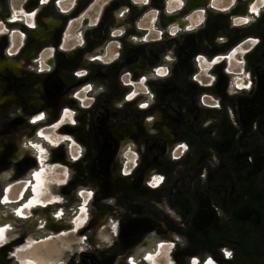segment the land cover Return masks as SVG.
Returning <instances> with one entry per match:
<instances>
[{
    "label": "rangeland",
    "instance_id": "374dc122",
    "mask_svg": "<svg viewBox=\"0 0 264 264\" xmlns=\"http://www.w3.org/2000/svg\"><path fill=\"white\" fill-rule=\"evenodd\" d=\"M221 1L224 7L231 3ZM242 1L236 0L229 9L210 7L208 2L195 30L193 26L172 35L160 16L183 13L186 18L188 12L184 14L182 9L186 0L172 12L167 10V0H127L128 4L117 0H75L74 4L73 0H59L57 4L48 0L43 5L39 0H0V63L12 61L20 72L16 77L2 71L0 64V81L6 83L8 93H16L15 102L0 105V224L8 229L3 238L7 242L0 246V264H22L18 254L33 257V242L43 239L46 245L34 253L54 264H119L120 259L130 257L141 258L139 264H158L144 261L140 255L153 234L174 245L170 244L164 264H192L193 258L197 264H206L210 257L213 264H264V140L258 132L259 123L264 122V1L251 0L255 11L249 12L245 25L236 26L233 19ZM62 5L67 7L65 11L60 10ZM133 8L142 9L141 15L131 16ZM13 11L22 18L13 20ZM219 15L228 16L231 23L218 28L219 39L210 40L207 26ZM50 16L60 27L45 33V19ZM105 16L114 20L113 25H105L110 38L94 45L88 34L103 24ZM67 30L73 37L64 42ZM192 35L203 44L198 43L195 54L193 50L188 54L185 42L194 40ZM134 36L140 42L135 43ZM80 49L85 61L74 65L67 56ZM177 50L190 57L177 58L168 77L145 80L144 73L136 71L145 60L156 69L162 65V53L171 56ZM231 54L235 60L229 59ZM200 55L212 66L209 74L200 72L196 59ZM93 57L98 59L90 61ZM47 59L53 62L51 71L43 72L42 62ZM74 71L86 74L77 77ZM241 71L251 82L252 98L263 104L255 120L252 108L246 119L244 97L236 96L250 93L237 86ZM99 72L103 75L96 76ZM53 75L59 86L54 103L34 108L30 98L39 95L46 99L41 84L46 85ZM211 77H215L213 86L209 85ZM225 78L228 87L223 91ZM100 87L104 90L97 92ZM235 88L242 90L237 94ZM162 89L167 90L165 96ZM134 91L138 93L134 98L125 99ZM144 91L147 93H140ZM149 92L153 95L148 107H139ZM65 108L75 124L65 115ZM41 113V120L34 124L33 118ZM150 115L157 120L162 117L175 139L168 140L156 125L144 131L143 121ZM123 124L137 125L138 133L130 139L117 135ZM104 133L110 137L114 158L108 162L107 172L99 174ZM51 137L56 142L48 139ZM122 139L135 142L130 159L121 154ZM31 142L38 147L28 148ZM153 142L160 146L153 147ZM227 149L229 156H244V163H233L235 174L229 178L228 189L220 183L212 187L205 170L212 158L219 159V152L225 154ZM175 170L179 172L173 177ZM185 171L188 175L181 174ZM152 173L164 178L157 187L149 183ZM35 175L44 178L36 193ZM157 205L169 207L171 212L165 213ZM18 208L23 217H17ZM226 208L229 214L223 211ZM80 209L87 223L77 220L76 227L72 220L81 217ZM221 213L231 214L230 220L221 221ZM150 219L145 227L137 228L139 221ZM101 230L111 243L100 238ZM225 249L232 253L231 258L224 256ZM12 252L16 254L10 256Z\"/></svg>",
    "mask_w": 264,
    "mask_h": 264
},
{
    "label": "flooded vegetation",
    "instance_id": "af4514ba",
    "mask_svg": "<svg viewBox=\"0 0 264 264\" xmlns=\"http://www.w3.org/2000/svg\"><path fill=\"white\" fill-rule=\"evenodd\" d=\"M117 1L120 4H128L127 0H117ZM138 1L141 2L142 0H138ZM215 1L216 0H206L203 3V7H198V8H195V9H191L190 12H188V14L186 15V18H183V16H182L183 13L181 15H173V14L172 15H170V14L161 15L160 16V22L162 23V25L170 27V33H172L173 30H176V31H183V30L189 31V29H191V27H193V26L194 27L192 28V30H195L197 28L198 20L202 19L201 12L205 9V4L206 3L210 2V4H211L210 7H213V8H218V7L222 8V7H224L221 0H217L216 2ZM262 1H264V0H262ZM185 3H183L184 8L186 6ZM230 4L231 3L229 2L228 6ZM251 4H252L251 0H244L237 7V9L235 11L236 15L234 16V19H233V23L236 26H243L249 21V19H250L249 12H251V10L254 9L253 7H251ZM180 5H181V0H167V10H168V12H172V10H177L180 7ZM228 6L226 5L224 8L229 9ZM62 7H63V9L64 8L67 9V7H65V5H62ZM210 7H207V8H210ZM184 8H182V9H183L184 14H186V11L184 10ZM132 10H133V12L132 11L130 12L131 16L136 17L138 15H141L142 9L140 10V8H139V11H138L137 8L136 9L133 8ZM177 13L180 14V12H177ZM111 14H113V13H111ZM153 15H154V13L151 12L150 17L153 16ZM172 16H173V18H171ZM20 17H21L20 15L16 14V19L15 20H20L19 19ZM209 17L210 16H208V18ZM145 18H146V16H145ZM208 18L206 19L207 21H208ZM245 19L247 20V22H243ZM237 20H239L240 23H235V21H237ZM45 21H46L45 22L46 27H44V29H43V32H45V33L53 32V31H55L56 28L60 27V24L58 23V21L54 20V18L51 17V16L49 17V19H45ZM103 21L104 22H103V24L100 25V27H97V28L93 29L90 32V34H88V39L89 40H91V38H94V39H92L94 41L93 42L94 45L97 44L98 46H100V42H102L103 38H106V39L110 38L109 28L105 29V27H106L105 25L106 24L113 25L114 24L113 23L114 20L111 17L105 16L103 18ZM211 21L213 23L212 22L209 23L210 27H208L207 26L208 24L206 23V26L208 28V31L206 33L210 36V40L219 39V35H217L218 28L219 27L220 28H224L226 26H229L230 23H231L229 17L228 16L226 17V15H219V17H213V18H211ZM189 22H190V25H188ZM199 26L200 25H198V27ZM107 30H108V32H107ZM15 36H17V33H15L14 37ZM72 37H73V34H71V31L67 30L65 32L64 42L69 41V39H71ZM134 37H135V40H134L135 43L140 42V40H138V38L136 36H134ZM189 37L190 36H188V38ZM190 38H193L194 40H188L187 39V41L185 42V44H186L185 47L187 48V52H189L188 54H192L194 52L196 53L197 51H199L198 43L203 44V42H199L197 40V38L195 36H193V35ZM100 39H102V40L100 41ZM177 40L178 41H176V43L178 42V44H179L180 41H179V39H177ZM196 42H197V46H196ZM218 43L221 44V42H219V41H218ZM201 48H202V46H200V49ZM191 50H193L192 53H191ZM187 52L185 51V52L180 53V51L178 52V50H177V51H175V53H177V54H173L170 51V53L173 54V55H171V57H172L171 59H167L166 57H168V56H165V54L162 53V57H160V62L162 63V65H160L157 68H162V69L163 68H167L168 69V75L167 76H164V77H161V76H158V75L156 76L155 67L150 66V63H149L148 60L143 61L144 63H142V65H141L142 67L141 68H136V71L139 72L141 75L144 73L143 78L145 80L150 78V77H152V76H155L153 78H156V77L166 78L169 75H171L173 70L176 68L175 64H176L177 58H179L181 55H185L186 57H190V56H188ZM67 57H68V60H71V61L76 63L74 65H78V64L81 65L85 61L84 57L82 56V50L81 49L78 50V51L72 52ZM198 57H202L203 58L202 60H197L199 68H200V72L202 74H209L210 70L212 69V66L209 65V62L206 61L203 56L200 55ZM61 58L63 60L65 59L63 57H61ZM223 58L227 60V58L225 56ZM112 59H113V57H112ZM229 59L230 60H232V59L235 60V58H233V54L230 55ZM93 60L94 59H90V61H93ZM138 62H140V60H138ZM52 63L53 62L51 60H48V59L45 60L44 62H42V65H43L42 66L43 67L42 71L44 72L47 69H49V65L52 64ZM126 63H128V64L130 63L131 64L132 62L127 61ZM0 64H1V70L2 71L6 70L11 75H16V77H18L17 75L20 74L17 65H15L12 61L8 60V61L1 62ZM69 70H71V69L69 68ZM101 73L99 72V74H96V76H99ZM102 75H103V73H102ZM178 75H180V73L179 74L177 73L176 77H179ZM238 76L241 78V79L238 78V79H240L239 80L240 83H241L240 85H245V84L248 85L247 89L245 87H243L244 91L246 93L250 92L251 94L249 93L246 96H243V95L242 96L236 95V96L237 97H244L243 105L247 107V111H248L247 114H249V116L247 115L246 119L248 117H251L250 112H249L250 111L249 108H252L251 109V113L254 114L253 115V120H255L257 118V116H258V113H259L258 109L262 108L263 104H262V102L259 99H256V97L252 98L251 95H253V93H254L253 91L251 92L252 85H250L251 82L244 76V72L241 71L238 74ZM19 77H20V75H19ZM195 78L197 79V77H195ZM214 81L215 80L213 79V77H211V81H210L209 85L213 86ZM236 81H237V79H236ZM236 81H235V83H236ZM237 85H239V84H237ZM141 86L143 87V85H141ZM222 86H223V91L227 90L228 86H227V83H226V78L224 79V83L222 84ZM58 87H59L58 86V81L53 75V77H51L50 79L47 80V84L46 85L44 83L41 84V90H42L43 94L46 96V99L41 98L39 95H36L35 96L36 98H30V105L33 106L34 108H39V107L44 106L48 102V104L51 106L54 103V101H55V97H54L55 88L57 90ZM144 90H145V88H144ZM239 90H242V89L241 88H235L234 89V91L237 92V94H238ZM134 92H136V91H134ZM131 93H133V92H130V94H128V96L131 95ZM140 93H144L145 94L147 92L144 91V92H140ZM162 93L165 96L166 93H167V90L166 89L165 90L162 89ZM137 94L138 93H136V95ZM144 97H145V103L144 104L147 105V107H148L147 102L150 101L149 95H145ZM8 101L15 102L16 101V93L14 91L12 93H8L7 90H6V83H4V81H0V105L6 103ZM113 101H115V100H113ZM116 101L120 102L121 100L117 99ZM111 106H112V104H111ZM35 117H37V116H35ZM148 117L149 116H147L145 121H143V125L142 126L144 127V131H149V129H152L153 126L156 125V127L159 128V131L162 133V135L165 136L168 140H174L175 139L174 133L171 131V128L163 122V118L162 117L159 118L158 120L154 116H151L152 119L148 120ZM40 120H33L34 121L33 123L36 124ZM124 127H125V129H123ZM258 132L262 136V140H264V122H260L259 123ZM137 133H138V128H137V125H135V124H123L120 127H118L117 130H116V134L121 136V137H123V138H125V139H130L131 137L135 136ZM109 138L110 137H108L107 133H104L103 135H101V140H100V150H101L100 158L101 159H100V161L98 163V167H99L98 168V172H99V174H105L107 172V167H108V164H109L108 162L109 161L111 162L113 160V158H114V151H113V148H112V146H111V144L109 142ZM38 139H40V140L43 139L44 140V137H40L39 136ZM48 139L51 140V141H55L56 142V140L53 137L48 138ZM119 142H120V145H119L120 148L122 147L121 154L124 157L130 159V151H132L131 148H132V146L135 145V142L133 140H123V139L119 140ZM33 145H36V144L31 142L30 146H28V148H30V147L31 148H36V147H33ZM151 145H153V147L160 146V144L158 142H153ZM149 148H151V146ZM149 152H150V150H149ZM222 152H223V150H221L219 152L220 153L219 159L212 158V160H210V163H208L209 168L207 170H205V175L211 176V180H210L211 184L210 185L212 187H217L218 183H220L223 186L226 185L227 189H228V184L230 183L229 178L232 176V174H235V169L233 168V163L234 162H238V164L242 165L241 163H244L245 157L241 156L240 154H237V153L232 155V156H229L228 153H230V149H227L225 151V154H222ZM260 152H263L262 151V147H261ZM210 166H216V168L212 169V168H210ZM178 172H179V170H175L174 172H172L171 176H173V177L177 176ZM181 174L188 175L186 173V171L185 172H181ZM153 176L160 177L161 175H158L156 173H152L150 175L151 179H152ZM220 177H224V180H221ZM34 181H35V185L33 186V191H34V193H36L37 190L40 188V185L43 184L44 178L42 176H40V175H35ZM163 181H164V179H163ZM158 185L159 184H157L155 187H157ZM179 186H180V184L176 185L177 188H179ZM238 193L240 194V193H242V191L238 192ZM34 198L36 199L35 196H34ZM6 200H7V198L5 200H3V201H6ZM5 204H7V203H5ZM28 206H29V204L26 203V207H28ZM83 206L86 207V203ZM191 206L194 209V211L197 209V204L195 202L191 203ZM156 207L159 210H161V211H163L165 213L171 212L169 210V207H163L162 205H160V206L157 205ZM11 208H13V207H11ZM18 209H19V213L16 211L17 209H15V213L17 214V217H23L24 213L22 212V209L21 208H18ZM223 211H226L228 214L230 213L228 208L224 209ZM79 212H81V217L73 218V220H72V221H74V224H75L76 227L78 226L77 220H81L82 222L84 221V213H82L81 209H80ZM230 216H231V214H230ZM230 216L228 217L227 214L224 215L223 213H221V219H222L221 221H227L228 222L230 220ZM147 222L150 223L151 219L149 221H146V222L144 220L139 221L137 223V228L138 227L141 228V226L145 227L146 226L145 223L147 224ZM86 223H87V221L85 220L84 221V225ZM0 229H3L2 236L4 238L6 236V234L8 233V229H7L6 226H3L2 224H0ZM135 232L137 233V230H135ZM99 234H100V238L102 240H104V241H108L109 240V239L108 240L104 239V237H108L107 233H105L104 230H101L99 232ZM46 243H47L46 239L45 240L44 239L41 240V242H33V246L30 249L33 252L32 251H30V252H32V254H34V256L33 257H29V256L24 255L22 253L18 254V257L20 258L21 263L22 264H54L53 260L48 259L46 261V260L43 259V257L41 258V257H39V255H36V253H34L39 248L45 246ZM170 244H171V242L170 243H166L165 240L157 239V237L153 234L152 237H150L144 243V246L142 248V251L140 252V255H141L142 259H145L144 261L147 260V262H149V263H154L155 261H157L158 264H164L165 263V256L168 253L167 252L168 249H170ZM171 246L174 247L173 244H171ZM140 261H141V258H140V260L139 259L137 260V257H130L129 260L128 259L127 260L120 259L119 264H122L123 262H124L123 264H125V263L126 264H139ZM161 262H163V263H161Z\"/></svg>",
    "mask_w": 264,
    "mask_h": 264
},
{
    "label": "snow or ice",
    "instance_id": "6c2138e0",
    "mask_svg": "<svg viewBox=\"0 0 264 264\" xmlns=\"http://www.w3.org/2000/svg\"><path fill=\"white\" fill-rule=\"evenodd\" d=\"M225 11H227V10H225ZM252 11H255V9H252ZM243 22H247V20L245 19ZM93 59L95 60V59H98V58L93 57ZM196 59H197V60H202L203 58H202V57H197ZM218 59H219V58H218ZM213 63H215V61H213ZM42 70H43V69H42ZM155 73H156V75L161 76V77H164V76H167V75H168V72L166 71V68H163V69H162V68H156V69H155ZM77 76H78V77H82V76H84V74H82V73H78ZM193 79H195V77H193ZM213 79H215V77H213ZM128 83H131V81H129ZM140 83L143 84V83H144V80L141 79V80H140ZM237 86H238V87H248V85H246V84H245V85H237ZM86 87H87V88H90L91 85H88V86H86ZM145 91H147V89H145ZM148 94L150 95V93H148ZM77 95H79V94L77 93ZM135 95H136V93L133 92V93H131V95H129V96L126 97L125 99L131 100ZM139 107H141V108H145V107H147V105H145V104H141V105H139ZM216 107H219V105H216ZM64 113H65V115L68 116L69 120H71V115H72V114L69 112V110H68L67 108L64 109ZM42 116H43V113H41L40 116L35 117L34 120H40V119L42 118ZM151 119H152V117L149 116V117H148V120H151ZM71 122H72V124H75V123H76L75 120H71ZM60 123H61V124L63 123V118H61ZM62 139L68 140V139H71V137H63ZM33 147H38V145H33ZM178 147L184 148V147H186V146H185V145H179ZM41 151H43V149H41ZM72 159H73V160H76L77 157H76V156H73ZM127 174H128V173H125V175H127ZM163 179H164V178H163L162 176H161V177L153 176V177H152V181H150L149 183H151L152 187H155V186H156L157 184H159L160 181H162ZM89 195L91 196V193H89ZM82 210H83V209H82ZM17 211H18V213H19V209H17ZM113 228L115 229V225H113ZM2 233H3V229H0V238H3ZM177 239H179V237H177ZM229 255H230V253L225 249V250H224V256L226 257V256H229ZM192 264H197V261H196L195 258H193ZM206 264H213V260H212L211 257L208 259V261L206 262Z\"/></svg>",
    "mask_w": 264,
    "mask_h": 264
},
{
    "label": "clouds",
    "instance_id": "9594fccd",
    "mask_svg": "<svg viewBox=\"0 0 264 264\" xmlns=\"http://www.w3.org/2000/svg\"><path fill=\"white\" fill-rule=\"evenodd\" d=\"M56 2H57V4L59 3V0H56ZM144 2L145 3H147L148 2V0H144ZM39 3H40V5H43V4H46V3H48V0H39ZM75 3V0H73V4ZM133 3H135V0H133ZM236 4V0H231V5H229V7H231L232 5H235ZM214 6V5H213ZM61 11H65L64 9H60ZM128 9L127 8H125L124 9V11L126 12ZM226 10V9H225ZM36 11H39V8H37L36 9ZM123 12H120L119 13V15L120 16H123ZM12 19L13 20H15L16 19V13H15V11H13V15H12ZM235 23H240V21L239 20H237V21H235ZM4 31H7V29H5ZM113 35H116L117 33H115V32H113L112 33ZM120 34H122V33H120ZM172 35H175L176 34V30H173L172 31V33H171ZM132 39L133 40H135V37H132ZM221 39H223V38H221ZM80 44H81V46H83V44H84V41L83 40H81L80 41ZM167 59H171L172 57L169 55L168 57H166ZM49 71H51V69H48ZM166 71L168 72V69L166 68ZM78 73H82V74H86V72H82V71H74V75L75 76H77V74ZM78 77V76H77ZM104 89L102 88V87H100V88H97L96 89V91L97 92H101V91H103ZM228 91H229V93L231 94L232 93V89L231 88H229L228 89ZM150 93V95H149V98L151 99V97H152V93L151 92H149ZM17 211V210H16ZM18 212V211H17ZM54 215H56V216H59V213H54ZM41 226H43V225H41ZM104 239L105 240H108V237H104ZM7 241L6 240H4L3 238H0V246H2L4 243H6ZM109 243H111V241H108ZM19 249H17V251H18ZM224 251V250H223ZM229 253H230V255L229 256H226V258H231V256H232V253L230 252V251H228ZM16 253L15 252H12V253H10L9 255L10 256H14Z\"/></svg>",
    "mask_w": 264,
    "mask_h": 264
},
{
    "label": "water",
    "instance_id": "95a60500",
    "mask_svg": "<svg viewBox=\"0 0 264 264\" xmlns=\"http://www.w3.org/2000/svg\"><path fill=\"white\" fill-rule=\"evenodd\" d=\"M206 0H187V2L185 3L186 6L184 8V10L186 12H189L191 9H195L197 7H200V6H203V3L205 2ZM193 3V4H190V3Z\"/></svg>",
    "mask_w": 264,
    "mask_h": 264
},
{
    "label": "built area",
    "instance_id": "2783aa9c",
    "mask_svg": "<svg viewBox=\"0 0 264 264\" xmlns=\"http://www.w3.org/2000/svg\"><path fill=\"white\" fill-rule=\"evenodd\" d=\"M86 28H87V27H85V28H83V29H85V30H86Z\"/></svg>",
    "mask_w": 264,
    "mask_h": 264
},
{
    "label": "bare ground",
    "instance_id": "6f19581e",
    "mask_svg": "<svg viewBox=\"0 0 264 264\" xmlns=\"http://www.w3.org/2000/svg\"><path fill=\"white\" fill-rule=\"evenodd\" d=\"M187 2V1H186ZM190 4H193L192 2Z\"/></svg>",
    "mask_w": 264,
    "mask_h": 264
}]
</instances>
